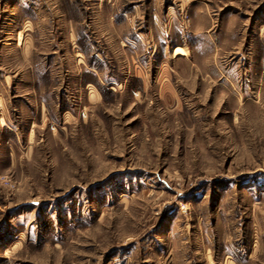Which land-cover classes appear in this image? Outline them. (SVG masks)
Segmentation results:
<instances>
[{
  "label": "rangeland",
  "instance_id": "374dc122",
  "mask_svg": "<svg viewBox=\"0 0 264 264\" xmlns=\"http://www.w3.org/2000/svg\"><path fill=\"white\" fill-rule=\"evenodd\" d=\"M0 264H264V0H0Z\"/></svg>",
  "mask_w": 264,
  "mask_h": 264
},
{
  "label": "bare ground",
  "instance_id": "6f19581e",
  "mask_svg": "<svg viewBox=\"0 0 264 264\" xmlns=\"http://www.w3.org/2000/svg\"><path fill=\"white\" fill-rule=\"evenodd\" d=\"M30 136H31V139H33V138H34V136H33V131H32V133H31V135H30Z\"/></svg>",
  "mask_w": 264,
  "mask_h": 264
},
{
  "label": "crops",
  "instance_id": "0c3cea01",
  "mask_svg": "<svg viewBox=\"0 0 264 264\" xmlns=\"http://www.w3.org/2000/svg\"><path fill=\"white\" fill-rule=\"evenodd\" d=\"M175 48V47H174Z\"/></svg>",
  "mask_w": 264,
  "mask_h": 264
}]
</instances>
